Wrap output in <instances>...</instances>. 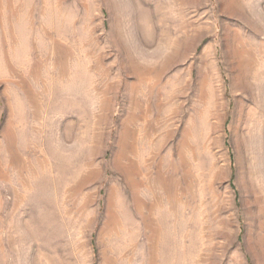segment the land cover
I'll use <instances>...</instances> for the list:
<instances>
[{
    "label": "rangeland",
    "instance_id": "rangeland-1",
    "mask_svg": "<svg viewBox=\"0 0 264 264\" xmlns=\"http://www.w3.org/2000/svg\"><path fill=\"white\" fill-rule=\"evenodd\" d=\"M0 264H264V0H0Z\"/></svg>",
    "mask_w": 264,
    "mask_h": 264
}]
</instances>
